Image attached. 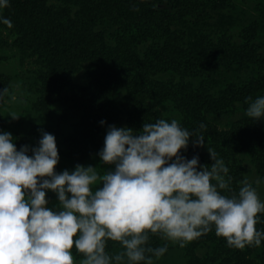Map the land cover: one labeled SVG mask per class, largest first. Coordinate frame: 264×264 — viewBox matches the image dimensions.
<instances>
[{
	"label": "clouds",
	"instance_id": "9594fccd",
	"mask_svg": "<svg viewBox=\"0 0 264 264\" xmlns=\"http://www.w3.org/2000/svg\"><path fill=\"white\" fill-rule=\"evenodd\" d=\"M9 3L0 0V9ZM0 22L13 24L4 16ZM7 93L0 90V103ZM245 99L246 115L264 120V95ZM203 128L190 130L176 118L144 122L138 131L109 125L98 154L114 168L103 174L83 164L57 172L53 133L18 149L13 134L0 131V264H75L73 248L84 254L81 264H151L168 251L149 244L152 234L183 245L213 226L230 246L261 245L264 199L253 182L245 178L232 190L230 169L214 148L207 146L210 166L181 154L190 138L205 145ZM49 191L59 207L48 206ZM109 240L122 250L109 253Z\"/></svg>",
	"mask_w": 264,
	"mask_h": 264
},
{
	"label": "rangeland",
	"instance_id": "374dc122",
	"mask_svg": "<svg viewBox=\"0 0 264 264\" xmlns=\"http://www.w3.org/2000/svg\"><path fill=\"white\" fill-rule=\"evenodd\" d=\"M44 1L51 18H62L63 21L67 18L82 20L91 10L92 36L99 47L110 50L116 47L119 36L126 40L129 36L124 23L113 21L108 0ZM126 1L130 3L126 21L146 25L148 21L141 17L140 9L136 8L133 0ZM230 3L224 8L200 3L192 14L183 10L181 19L175 24L148 22L143 41L134 46L130 43V46L141 56L150 44H156L166 55L184 59L196 50L211 51L236 45L247 51L253 47L256 56L264 60V0H230ZM11 13L8 7L0 9V16L10 18ZM27 21L23 19L12 27L0 22V78L4 80L0 90L8 89L4 102L0 103V131H10L18 149L23 145L36 146L44 131L53 133L60 155L55 168L57 172L73 170L77 164H83L95 166L103 174L114 168V165L104 164L98 154L104 140L89 141L91 139L87 138L92 129L93 112L91 106L86 105L85 95L95 85L93 65L89 61L72 63L67 58L53 56L34 41ZM240 59L225 60L218 70L212 71L210 95L220 97L230 94L234 88L246 87H255L254 98L264 95V65L260 61ZM114 70L121 79L126 78L125 68L115 66ZM150 78L165 86L184 83L194 91L201 89L205 80L202 74L183 76L175 67L163 65L150 74ZM110 97L103 99L102 103L117 114V124L138 131L129 124L136 105L133 91L127 85H117ZM146 103L156 119L176 118L186 127L184 113L176 101L148 99ZM247 107V102L236 101L233 112L208 114L206 119L213 135L228 134L243 127L241 121L251 119L246 115ZM82 133H85L84 137ZM252 135H249V143L241 144L243 146L235 154L241 160V181L248 178L264 199L263 163L260 160L261 153H264V140L261 139L262 134L261 137L255 133ZM192 140L190 138L188 152L192 156L198 155L202 162L212 163L207 146L219 154L217 143L205 142V145L198 146ZM257 178L260 179L259 184L255 183ZM56 197L52 191L47 193L49 207H59L53 202ZM208 237L200 236L181 245L179 241L152 234L149 244L153 247L167 244L168 251L161 257L153 256L151 264H264L262 243L241 249L230 246L226 238L218 237L216 232ZM121 250L120 242L109 240V253ZM73 254L75 264H81L84 254L75 248Z\"/></svg>",
	"mask_w": 264,
	"mask_h": 264
},
{
	"label": "trees",
	"instance_id": "16d2710c",
	"mask_svg": "<svg viewBox=\"0 0 264 264\" xmlns=\"http://www.w3.org/2000/svg\"><path fill=\"white\" fill-rule=\"evenodd\" d=\"M136 8L140 9V15L148 22H157L159 24L177 23L181 19L182 11L192 14L196 12L198 4H211L217 8H224L230 5V0H133ZM111 5L110 15L113 21L124 23L125 29L129 33L126 39L119 36L116 47L108 50L106 47H99L95 37L92 36V11H88L82 20L65 21L51 18L52 14L45 7L44 0H10L8 8L11 9L13 24H19L23 19H27L28 29L33 36L34 41L44 49L49 50L53 56L64 57L72 63H82L89 61L93 65L92 75L95 78L94 87L91 92L86 93V105L91 106V133L87 134L89 141L96 139L105 140L109 125L117 124L118 116L107 106L103 104V99L111 95L115 86L127 85L135 95L136 105L133 108L130 126L142 129L144 122H154L156 120L146 101L153 99L155 101L174 100L178 103L184 113L185 125L189 129H198L201 122L206 128L200 129L205 136V142H215L219 148V156L222 157L228 165L232 177L231 188L238 192L242 179L241 160L235 152H239L241 144L249 141V135L257 134L264 140V120L243 119V127L238 128L228 134H214L207 122V115L210 113H226L235 110V102H246V97L254 98L255 87H246L242 89H232L231 93L220 97L209 94L210 75L212 71L218 70L220 64L225 60L235 61L247 58L251 62H261L264 60L257 57L254 48L250 50L241 49L238 46L229 45L226 49L221 47L218 50H196L184 59H178L166 55L156 44H150L143 55H138L132 46L143 41L147 33V23H129L126 21V12L130 5L126 0H108ZM50 13V14H49ZM90 14V15H89ZM12 24V25H13ZM117 38V36H116ZM230 51V52H229ZM230 54H227V53ZM242 59V60H243ZM175 67L183 76L202 74L205 77L204 85L199 90H191L186 84L163 85L150 78L160 66ZM115 66L125 68L126 78L121 79L114 70ZM264 81V80H263ZM4 80L0 78V84ZM264 86V84H262ZM105 121L101 124L100 121ZM261 130H263L261 133ZM87 133V132H86ZM261 133V134H260ZM85 133L81 134L84 137ZM80 136V137H81ZM86 138V137H85ZM249 143V142H248ZM264 149V146H263ZM262 150V149H261ZM181 154L191 159L193 156L186 150H181ZM260 160L263 163L262 178L264 179V153H261ZM200 164L213 163L202 162ZM231 194L228 190H224ZM59 205L58 197L53 199ZM260 220L257 222V229H264V213H258ZM215 231L212 230L202 234L201 237L207 238ZM218 237H222L218 235ZM209 238V237H208ZM264 245V241H262Z\"/></svg>",
	"mask_w": 264,
	"mask_h": 264
}]
</instances>
